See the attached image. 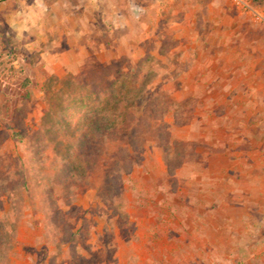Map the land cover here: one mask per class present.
I'll list each match as a JSON object with an SVG mask.
<instances>
[{"label":"rangeland","instance_id":"obj_1","mask_svg":"<svg viewBox=\"0 0 264 264\" xmlns=\"http://www.w3.org/2000/svg\"><path fill=\"white\" fill-rule=\"evenodd\" d=\"M0 264H264V22L0 0Z\"/></svg>","mask_w":264,"mask_h":264},{"label":"built area","instance_id":"obj_2","mask_svg":"<svg viewBox=\"0 0 264 264\" xmlns=\"http://www.w3.org/2000/svg\"><path fill=\"white\" fill-rule=\"evenodd\" d=\"M236 6L249 12L256 19L264 22V10L256 7L251 0H231Z\"/></svg>","mask_w":264,"mask_h":264},{"label":"trees","instance_id":"obj_3","mask_svg":"<svg viewBox=\"0 0 264 264\" xmlns=\"http://www.w3.org/2000/svg\"><path fill=\"white\" fill-rule=\"evenodd\" d=\"M82 94H84V93H88L89 92V90L85 87V88H83L82 90ZM63 104V103H62ZM63 108H64V106H63ZM63 108H61L62 110H63ZM61 111V110H60ZM57 118V115H56V117H55V119Z\"/></svg>","mask_w":264,"mask_h":264},{"label":"crops","instance_id":"obj_4","mask_svg":"<svg viewBox=\"0 0 264 264\" xmlns=\"http://www.w3.org/2000/svg\"><path fill=\"white\" fill-rule=\"evenodd\" d=\"M219 9H220V8H219ZM221 9H222V8H221ZM221 9H220V10H221Z\"/></svg>","mask_w":264,"mask_h":264}]
</instances>
